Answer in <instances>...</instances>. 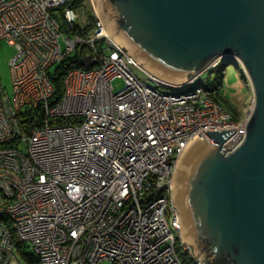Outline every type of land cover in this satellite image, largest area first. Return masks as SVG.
Segmentation results:
<instances>
[{"label":"built area","instance_id":"2783aa9c","mask_svg":"<svg viewBox=\"0 0 264 264\" xmlns=\"http://www.w3.org/2000/svg\"><path fill=\"white\" fill-rule=\"evenodd\" d=\"M89 4L0 0V42L16 50L11 94L0 76V264H185L172 195L182 151L197 134L215 143L208 130L244 136L254 98L236 120L216 99L223 84L141 80ZM29 113L41 118L31 129Z\"/></svg>","mask_w":264,"mask_h":264},{"label":"water","instance_id":"95a60500","mask_svg":"<svg viewBox=\"0 0 264 264\" xmlns=\"http://www.w3.org/2000/svg\"><path fill=\"white\" fill-rule=\"evenodd\" d=\"M111 37L147 73L184 86L235 57L254 91L246 134L208 130L172 179L180 231L200 264H264V0H97ZM91 60L88 57L83 61Z\"/></svg>","mask_w":264,"mask_h":264},{"label":"rangeland","instance_id":"374dc122","mask_svg":"<svg viewBox=\"0 0 264 264\" xmlns=\"http://www.w3.org/2000/svg\"><path fill=\"white\" fill-rule=\"evenodd\" d=\"M97 0H89V5L96 8V11L102 18L101 12L98 10V5L96 3ZM104 21V19L102 18ZM105 23V21H104ZM106 25V23H105ZM107 27V25H106ZM16 50L13 46L9 45L6 41L0 42V76L2 83L5 89L11 94L12 92V77H11V69H10V60L14 56ZM134 73L143 81L150 80L147 72L142 70L137 66H133ZM209 75L211 76L209 78ZM216 77V71H212L210 74L202 73L200 76L195 78L191 83V86H195L199 83L203 85H208L209 80H214ZM223 88L221 90L222 95L226 98L227 101H223L225 107L231 106V108L236 109L239 112H243L248 110L251 105V102L254 98V91L249 80V77L239 63H229L224 69V76L222 78ZM114 87L119 90L124 87V81L121 78L115 79L113 81ZM189 86L182 87L181 89L185 90ZM21 149L26 151V147L22 146ZM185 242L186 250L184 258L189 261L190 264H198L194 256L196 255V251L192 248V246L187 242ZM17 258L21 260L20 253L16 252ZM194 255V256H193ZM107 264V263H103Z\"/></svg>","mask_w":264,"mask_h":264},{"label":"trees","instance_id":"16d2710c","mask_svg":"<svg viewBox=\"0 0 264 264\" xmlns=\"http://www.w3.org/2000/svg\"><path fill=\"white\" fill-rule=\"evenodd\" d=\"M88 9H89V11H91L89 6H88ZM69 60L73 61V58L69 59ZM69 62H67V61L63 62V63L59 64L58 66H56L55 69L53 70L52 79H53V82H54V85L56 88L53 101L58 100L64 92L63 75H64L65 70L67 69V67L69 65ZM229 63H239V61L233 56H225V57L219 59V62L216 66L211 67L204 72V73L210 74L212 71H216L215 79L214 80L210 79L208 82V85H210L212 87H217V86L222 84V78L224 76V69ZM210 77L211 76L209 75V78ZM216 99L225 107V105L223 104V101H227V100H226V98H224L221 91L217 94ZM225 108L231 112L234 119L238 120L240 118L241 112L237 111L236 109L231 108V106H228ZM28 115H29V117H27V119H26L27 128L31 129V127H34L35 125L40 124L41 118L40 119H33V118H31L32 114L30 115V113H29ZM27 259H29L28 256H27ZM184 261H185V264H190L189 261H187L186 259Z\"/></svg>","mask_w":264,"mask_h":264},{"label":"bare ground","instance_id":"6f19581e","mask_svg":"<svg viewBox=\"0 0 264 264\" xmlns=\"http://www.w3.org/2000/svg\"><path fill=\"white\" fill-rule=\"evenodd\" d=\"M96 3H97V5H98V8H99L98 10L101 12V10H100V6H99V4H98V2H97V1H96ZM107 30H108V32H110V33H111L110 29H108V28H107ZM111 34H113V33H111Z\"/></svg>","mask_w":264,"mask_h":264}]
</instances>
